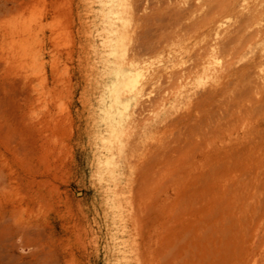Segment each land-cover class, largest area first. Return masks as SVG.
Wrapping results in <instances>:
<instances>
[{"label": "rangeland", "instance_id": "obj_1", "mask_svg": "<svg viewBox=\"0 0 264 264\" xmlns=\"http://www.w3.org/2000/svg\"><path fill=\"white\" fill-rule=\"evenodd\" d=\"M243 183L264 196V0H0V264H174L162 218Z\"/></svg>", "mask_w": 264, "mask_h": 264}, {"label": "bare ground", "instance_id": "obj_2", "mask_svg": "<svg viewBox=\"0 0 264 264\" xmlns=\"http://www.w3.org/2000/svg\"><path fill=\"white\" fill-rule=\"evenodd\" d=\"M244 186V191L237 194L235 187H229L228 198L224 197L226 189L217 186L211 200L214 205L207 209L196 205L184 214L175 213L180 227L172 232L162 218L167 237L162 250L174 258V264H237L244 250L251 248L253 243L256 250L257 242L264 240V235L258 233L264 225V196H258L250 187ZM163 205L167 210L173 209L172 200ZM4 241L5 237H2L0 255L6 246ZM259 259L264 260V251Z\"/></svg>", "mask_w": 264, "mask_h": 264}]
</instances>
